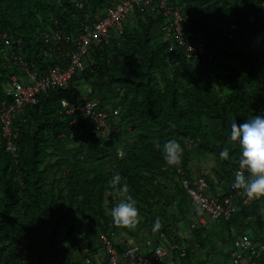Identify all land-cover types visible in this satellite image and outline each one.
Returning <instances> with one entry per match:
<instances>
[{
	"label": "trees",
	"instance_id": "trees-1",
	"mask_svg": "<svg viewBox=\"0 0 264 264\" xmlns=\"http://www.w3.org/2000/svg\"><path fill=\"white\" fill-rule=\"evenodd\" d=\"M111 1L0 0V32L44 73L60 62L48 52L50 32L74 36L82 24L102 18ZM167 1L186 19L184 39L202 43L211 61L168 52L165 18L141 7L120 35L88 50L83 71L67 88L39 97L19 128L16 163L0 142V264H17L21 234L32 240L31 264H109L100 234L116 239L117 257L127 247L144 254L146 241L163 244L172 264L219 258L231 264L229 247L242 235L264 244V197L248 199L231 189L238 141L229 138L233 120L239 125L264 107V0ZM10 74L0 69V81ZM61 101L74 112L64 114ZM86 101L110 116L118 111L111 116L115 133H91L80 111ZM173 138L187 178L204 179L205 194L216 202L232 197L229 220L209 221L175 180L174 166L157 147ZM224 149L228 158L219 156ZM116 173L136 201L134 227L115 225L109 215L123 198L110 187ZM199 218L208 225L191 229ZM258 263L264 264V252Z\"/></svg>",
	"mask_w": 264,
	"mask_h": 264
},
{
	"label": "built area",
	"instance_id": "built-area-1",
	"mask_svg": "<svg viewBox=\"0 0 264 264\" xmlns=\"http://www.w3.org/2000/svg\"><path fill=\"white\" fill-rule=\"evenodd\" d=\"M148 7L153 13H161L165 18L163 26V38L169 41L168 52L181 50L186 60L190 62L201 61L208 64L211 56L207 53L202 43H189L184 39L182 25L185 22L179 9L167 0H112L106 8L102 18L89 24H82L79 33L68 37L57 28L50 32L48 52L55 55L57 61L44 73L37 70L35 63L28 62L25 55L16 50L8 36L0 32V69L8 73L13 72L6 80L0 81V142L5 153L9 154L15 162L17 149L15 141L19 136V128L26 124L27 111L39 103V97L49 91L67 88L72 78L84 69V60L90 48H100L108 43L110 34L122 33V27L134 14L135 10ZM56 26V21L53 22ZM67 49V51H62ZM47 53H45L46 55ZM63 113L70 115L75 108L68 106L66 102H60ZM96 101H86L80 108L83 119L88 121L93 128L91 133L99 138H105L115 133L112 127L113 117L118 116L114 110L109 114L95 111ZM264 114V107L259 109ZM186 144V143H185ZM120 155V154H118ZM175 180L180 184L192 204L209 217V221L229 220L234 214L231 198L226 197L216 202L210 195H206L207 183L199 177L187 178L180 163L174 166ZM231 189L236 196L241 195V190ZM208 223L204 219H196L191 224V229L206 227ZM100 247L108 256L109 264H118V255L112 240L106 234L98 237ZM32 240L25 234H21L17 242V264H31ZM146 253L142 254L137 247H127L123 250L121 258L126 264H159L169 256L171 249L163 244L152 246L145 242ZM264 252V244L254 245L246 236H238L231 242L229 260L231 264H259L258 260ZM88 253V248L83 249Z\"/></svg>",
	"mask_w": 264,
	"mask_h": 264
},
{
	"label": "clouds",
	"instance_id": "clouds-1",
	"mask_svg": "<svg viewBox=\"0 0 264 264\" xmlns=\"http://www.w3.org/2000/svg\"><path fill=\"white\" fill-rule=\"evenodd\" d=\"M229 138L238 141V167L234 172L232 188L241 190V195L248 199L264 197V114L254 115L239 125L233 120ZM157 147L160 148L167 166H175L180 162L183 150L176 139H168ZM219 156L228 158V150L220 151ZM120 182L119 173L109 182L110 187L123 197L110 208L109 215L115 225L134 227L138 222L136 201L131 195H126L129 192L127 183ZM117 185L120 186L116 187ZM159 227L157 218L153 222L152 230L156 231Z\"/></svg>",
	"mask_w": 264,
	"mask_h": 264
},
{
	"label": "crops",
	"instance_id": "crops-1",
	"mask_svg": "<svg viewBox=\"0 0 264 264\" xmlns=\"http://www.w3.org/2000/svg\"><path fill=\"white\" fill-rule=\"evenodd\" d=\"M201 219H203V218H201ZM205 220V219H204ZM207 222V221H206ZM182 235V234H181ZM112 240V242H113V245L115 244L116 245V239L115 238H112L111 239ZM130 243V242H129ZM229 249H230V247H229ZM144 254L146 253V248L144 249ZM169 256H167V264H172V262L169 260ZM117 262H118V264H126L125 263V261L121 258V257H118V259H117ZM215 263L216 264H224L223 263V259L222 258H219V259H217V260H215Z\"/></svg>",
	"mask_w": 264,
	"mask_h": 264
},
{
	"label": "rangeland",
	"instance_id": "rangeland-1",
	"mask_svg": "<svg viewBox=\"0 0 264 264\" xmlns=\"http://www.w3.org/2000/svg\"><path fill=\"white\" fill-rule=\"evenodd\" d=\"M78 90L83 96L87 95L88 93V89L84 85H80Z\"/></svg>",
	"mask_w": 264,
	"mask_h": 264
},
{
	"label": "bare ground",
	"instance_id": "bare-ground-1",
	"mask_svg": "<svg viewBox=\"0 0 264 264\" xmlns=\"http://www.w3.org/2000/svg\"><path fill=\"white\" fill-rule=\"evenodd\" d=\"M138 12V11H137ZM56 62V61H55ZM100 109V108H99Z\"/></svg>",
	"mask_w": 264,
	"mask_h": 264
}]
</instances>
